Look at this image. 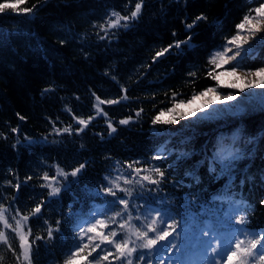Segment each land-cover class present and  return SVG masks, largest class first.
Instances as JSON below:
<instances>
[{
  "label": "trees",
  "instance_id": "obj_1",
  "mask_svg": "<svg viewBox=\"0 0 264 264\" xmlns=\"http://www.w3.org/2000/svg\"><path fill=\"white\" fill-rule=\"evenodd\" d=\"M137 2L25 0L18 7L32 8L31 13L11 9L0 13V204L9 210L5 213L9 223L19 209L29 216L26 234L31 228L30 259L17 260L20 241L0 222L16 253L0 243V264H64L77 242L75 228L81 219L120 211L122 206H110L114 197L102 189L109 180L128 175L127 164L133 161L139 162L136 167H159L165 174L158 186L120 181L132 189L131 204L143 205L141 213L151 204L169 211L183 226L190 215L226 220L231 208L232 215L246 217L247 230L259 232L264 226V88L241 91L207 75L210 55L264 0H143L137 19L122 21L127 27L101 30L113 11L130 16ZM199 16L206 19L197 20ZM193 21V27L187 28ZM177 41L187 43L156 55ZM246 50L237 58L238 69L264 67V40ZM235 63L222 65L213 75ZM208 87L233 90L237 99L220 105L218 111L181 105L175 114L167 112L173 107V93L176 102H186ZM93 94L119 103L102 104L107 116L96 115ZM125 95L127 99L122 98ZM196 109L202 110L180 118L181 113ZM162 110V120L175 117L177 122L154 124ZM89 116L95 118L78 131L82 126L74 117ZM123 119L129 123L120 124ZM69 127L70 132L63 131ZM250 139L254 144L242 151L243 158L230 172L222 173L220 164L212 165L216 171L210 170L209 162L220 145L241 148ZM157 155L162 158L154 159ZM80 164L85 167L77 176L57 177L61 192L49 196L50 189L42 187L47 183L43 175L55 176L57 166L70 173ZM146 174L159 179L156 173H141ZM117 195L124 194L117 190ZM232 201L241 207L232 206ZM41 202L37 219L31 212ZM48 225L59 228L53 238L47 236ZM227 227L224 224L221 231ZM104 231L107 234L108 229ZM124 235L120 232L116 239ZM90 248L74 264H88L103 254L97 249L86 261ZM109 261L121 264L113 257Z\"/></svg>",
  "mask_w": 264,
  "mask_h": 264
},
{
  "label": "snow or ice",
  "instance_id": "obj_2",
  "mask_svg": "<svg viewBox=\"0 0 264 264\" xmlns=\"http://www.w3.org/2000/svg\"><path fill=\"white\" fill-rule=\"evenodd\" d=\"M25 3V0H3L0 2V13H3L6 9H11L15 12L29 14L33 11L32 8H19L18 6ZM143 7V0L135 4L134 10L131 11L130 16H122L119 12L113 11L104 24L100 25L102 31L107 33L108 30L112 28L127 27L126 23L122 24V21L126 22L128 20L137 19L141 13ZM255 15L246 14L240 23L235 27L237 32L230 38H226L225 43L220 49L215 50L209 57L210 68L207 75L213 80H219L220 75H236L237 67L239 66L238 57H241L242 52L247 50L243 48V45L247 43L242 37V32L247 30V32L255 36L257 32L264 31V3H261L259 7L254 9ZM206 19L203 16L197 17V20ZM193 24L186 25L187 28L191 29ZM175 35V34H174ZM103 39V37H101ZM189 39H191L189 37ZM264 40V37H261ZM181 43H187V41H177L175 45H169L168 48L163 49L156 55L159 57L164 53L168 52L173 46L179 48ZM235 48V51L233 49ZM231 53V55H229ZM233 64L231 70L227 73H219L213 75L216 69L220 68L222 65ZM192 75H195L192 73ZM250 75L259 78V83L254 80H248L246 87H260L264 88V67L251 72ZM246 79V77L237 76V80ZM230 88L240 87L237 83H232L227 85ZM126 93V89H124ZM243 91V88H241ZM209 93H216V89L209 87L204 91L196 94L194 93L190 100L187 101L188 104L193 103L198 98L209 97ZM95 96V94H93ZM177 94L173 93V107L168 108L167 112L170 114H175L177 109L181 105L185 104L184 100L175 101V96ZM127 99L125 95L122 97ZM237 97L232 94L226 95L222 101L231 103L235 101ZM96 103L94 107L96 109V115L107 116L101 107L102 104H116L119 103L118 100H102L99 96H95ZM209 97L208 102L205 103V108L212 103ZM234 107H237L234 105ZM202 109H196L195 111L187 114H180V118H187L188 116H195L196 111H201ZM142 111V110H141ZM213 111H218L214 109ZM139 115V112L137 113ZM165 116V111H160V113L154 118L153 123L162 122L164 124H174L176 123V118L162 120ZM78 124L82 127L78 128V131H84V128L88 126L90 121L94 119V116H89L87 120L74 117ZM130 119V118H129ZM129 119H123L120 124H128ZM108 127L112 132L116 129L112 126L111 122H108ZM13 131H16L13 129ZM63 131L70 132L71 128H65ZM235 137L233 141H235ZM244 153L238 148H227L219 146L216 152L213 154L210 163V170L216 171L215 167L212 165L220 164L221 172L228 173L231 171L233 164L243 158ZM160 155L154 157V159H161ZM138 161H133L127 164L129 170L128 175L117 176L115 179L109 180L108 186L102 189L103 193L107 196L114 197L112 201L109 202L110 206H122L120 211L112 210L111 216H106L105 213H101L99 217L95 213H92V218L90 220H80L77 223V228L75 229V234L77 237V242L74 247L69 250V253L64 261V264H74L75 260L82 254L85 250H90L85 256L87 261L88 256H92L93 252L97 249L101 250V254H98L93 258V261H88V264H101V261H109V257H113V260L120 261L121 264H133V254L135 256L137 264H153V257L155 259V264H182V252H186L189 248H196L199 250L200 254L205 258L204 264H264V231L254 232L249 231L244 227L246 217L242 214H231V208L226 220H221L219 217L212 219L209 215L208 219H200L198 216H189L184 220L183 226L177 221L169 211L162 208H154L151 204L145 208L144 212H140V208L143 205H133L131 204V198L133 196L132 189L130 187L122 186L120 181L123 180L124 185L141 184L145 181L152 185L158 186L161 180L164 178V172L159 167H154L151 169L136 167ZM85 167L84 164H80L79 167L73 169L70 173L65 172L63 169L57 166V172L55 176H49L45 173L42 179L48 183L42 185L50 189L49 196L58 195L61 192V187L56 186L58 184L57 177H64L67 179L69 175L75 177L81 170ZM141 173H156L159 179L153 178L151 174L141 175ZM28 179H31L29 177ZM17 190H19V185H16ZM117 190L123 193V196L117 195ZM100 192H97L99 195ZM223 199V197H221ZM264 204V201H261ZM234 207H241L236 204L235 201L231 202ZM43 202L38 204L31 212V215L36 216L37 219L40 218L42 211ZM9 210L0 204V222L7 229H11L13 233L16 234L20 241L21 252L17 255V260L23 257L24 261H29L31 244L29 243L28 236L31 234V228H28V233L25 234L23 231L24 225L27 224L29 220L28 215H23L16 210V214L12 216V220L15 222L16 227H13L12 223H9L8 217L5 215ZM133 212L137 213L135 216ZM17 216L20 218L17 219ZM119 218V220L117 219ZM47 224V221H45ZM59 224V221H57ZM85 224L87 226H85ZM111 225H116L114 228H110ZM227 224L228 227L225 231H221V228ZM139 225V226H137ZM239 225V227H237ZM99 229V231H98ZM105 229H108L107 234H105ZM59 231V228L53 229L51 225L47 227L48 238H53V232ZM120 232H124L125 235L121 239H116ZM94 234V235H93ZM135 237V239H133ZM36 239H43V237L37 236ZM99 242H96V241ZM0 243L6 244L9 250L13 251L15 255V250L12 249L11 244L8 243V237L3 230H0ZM107 244V248H101L102 244ZM112 249V250H109ZM144 250H147L146 252ZM115 253V255H113ZM175 253V254H174ZM146 256L148 259L146 260ZM3 257L0 256V260Z\"/></svg>",
  "mask_w": 264,
  "mask_h": 264
},
{
  "label": "rangeland",
  "instance_id": "obj_3",
  "mask_svg": "<svg viewBox=\"0 0 264 264\" xmlns=\"http://www.w3.org/2000/svg\"><path fill=\"white\" fill-rule=\"evenodd\" d=\"M252 15H255V13L253 12ZM235 34H233V35H235ZM233 35H231L230 37H232ZM242 37H243L244 40H247V43H245L243 45V48L246 49L248 46H251V44L259 43L262 40L261 37H264V31L257 32L255 34V36H252V35H250L247 32V30H245L244 32H242ZM233 51H235V48L233 49ZM229 55H231V53H229ZM230 70H231V68L230 69H224L221 73H227ZM254 71H256V69L244 70V69H238L237 68V71H236V75L235 76L223 74V75H220V81L224 85H230L232 83H237V84L240 85V88L243 87V88L249 89V90H251L253 92V90H255V89H253V87H246V84H247V81L248 80H254L255 82L258 81V79H259L258 77H254V76L250 75V73L251 72H254ZM237 76H239V77H246V79L237 80ZM200 92H197V94L200 93ZM228 94L234 95V91L233 90H231V91H218V90H216V93H209V97L211 98V101H213V102L210 103L207 108H205V103L208 102L209 97L198 98L193 103L188 104L187 101L190 100V98H191L190 97L189 99H187V101L185 102L184 106L186 108L187 107H193V106H197V107L198 106H202V107H204V109H209V107L210 108H214V109H216V108L218 109V107L220 105H223L224 106V105L227 104V102H220V101H222L223 98L226 95H228ZM252 141H253V139H250L249 141H247L245 143V145L243 147L238 148V149H240L241 151L245 150V148L250 147V146H252L254 144V142H252ZM220 146H223L225 149H227V148L231 147V144L230 143H227V144H222ZM233 148H236V147H233ZM56 186H57V184H56ZM19 218L20 217L17 216V219H19ZM12 225H13V227H16L14 221H13ZM23 231L26 234L25 225L23 227ZM260 231H264V226L260 229ZM82 257H83L82 255L79 256L75 260L74 263H77V261L80 262V260L82 259ZM181 257H182V264H204V260H205V258L200 254L199 250L196 249V248H189L186 252H182ZM166 264H167V262H166Z\"/></svg>",
  "mask_w": 264,
  "mask_h": 264
}]
</instances>
